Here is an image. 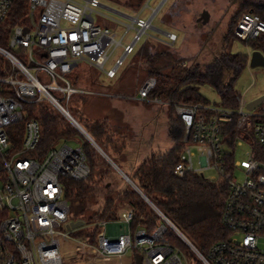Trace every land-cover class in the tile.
<instances>
[{"label": "built area", "instance_id": "obj_1", "mask_svg": "<svg viewBox=\"0 0 264 264\" xmlns=\"http://www.w3.org/2000/svg\"><path fill=\"white\" fill-rule=\"evenodd\" d=\"M102 6V0H28L23 20L13 23V0H0V264H113L122 262L130 250L143 255L142 264H188L187 255L166 238L169 230L185 240L204 264H264V101L262 109L249 110L245 99L237 109L208 107L209 116L200 112L201 105L176 106L185 124L187 146L174 172L179 176L188 171L204 174L205 168H212L219 172V178L212 180H227L229 191L222 215L229 230L226 238L203 254L153 203L161 219L158 227L152 232L144 226L133 229L135 210L125 204L116 218L91 223L95 226L92 240H80L73 259L63 255V241L70 238L64 228L76 221L70 217L64 180H87L91 167L82 145L73 146L69 141L60 142L42 158L35 156L41 123L36 118L25 119V111L30 103L48 102L88 137L69 101L77 94L95 93L75 86L68 74L85 59L108 78H116L135 45L153 28L158 12L155 7L147 17L142 10L129 15L132 23L118 40L115 31L96 22L94 12ZM130 27H135L136 33L131 42L124 43ZM262 33L264 18L254 11L242 13L235 35L249 41ZM166 36L173 43L178 39L175 32L168 31ZM118 46L123 54L107 67L113 48ZM251 57L252 53L248 64ZM156 83L155 76H147L135 98L161 102L150 98ZM234 115L237 120L230 143L225 126ZM243 141L251 149L245 178L239 180L234 175L239 166L235 150L227 151L224 146L235 149ZM190 144L200 152L199 169L194 166ZM230 155L233 158L228 161ZM109 221L129 224V232L109 235Z\"/></svg>", "mask_w": 264, "mask_h": 264}, {"label": "trees", "instance_id": "obj_2", "mask_svg": "<svg viewBox=\"0 0 264 264\" xmlns=\"http://www.w3.org/2000/svg\"><path fill=\"white\" fill-rule=\"evenodd\" d=\"M104 1L121 4L120 0ZM145 1L127 0L125 5L131 9H139ZM27 2L28 0H13L10 14L13 23L23 20ZM242 6L247 8L246 11L252 10L264 18V3L258 4L254 0H247L243 1ZM237 22L238 20L235 19L234 24ZM229 33L225 35L224 45L219 53L211 60L203 61L206 63L188 58L179 47L156 45L152 40H146L142 48L143 63H136L135 66L131 64L120 76V82L129 80L131 82L134 78H138L141 80L140 84L147 76L157 78L150 98H158L162 103L168 104L170 120L168 135L174 142L172 149L152 152L133 169V173L129 176L135 186L130 183L124 187L119 184L115 186L111 180L112 169L107 159L102 157L94 144L52 105L45 101L27 105L25 119L36 118L41 123L40 141L33 153L35 156L42 158L60 142L72 140L80 141L86 154L91 167L90 177L87 180L70 178L64 180L65 196L70 204L72 219L90 222L97 219H114L119 208L128 204L135 210L132 228L144 226L152 232L158 227L161 219L154 207L146 200L147 197L203 254H207L215 242L229 235V230L222 223L229 191L227 180L224 178L212 180L202 173L190 171L183 176L174 172L175 166L183 160L187 146L185 124L178 115L176 106L201 105L200 112L209 116L212 112L208 107L237 109L240 105L235 82L248 66V54L232 51L233 41L238 37L233 30ZM242 41L253 50H259L264 54V33L249 41ZM185 61L186 64L183 63ZM130 70L133 71L134 76L126 79V74ZM227 72L231 73L229 80H226ZM140 84L136 86V91ZM201 85L215 87L220 101L213 105L201 92ZM120 88L118 85V89ZM82 96L84 98L88 95ZM71 110L75 115H82L75 107ZM80 118L77 117L78 120ZM236 120L237 115H234L233 120L225 126V134L231 133L230 143L233 141ZM79 121L81 122V119ZM117 122L110 115H103L99 118H87L83 125L104 150L107 151V147L112 145L117 153H121L122 145L116 143L113 138L114 134H117ZM21 126L23 128V124ZM231 158L232 155L228 157V161H231ZM166 238L180 247L188 257H192L194 264H204L173 230L166 233Z\"/></svg>", "mask_w": 264, "mask_h": 264}, {"label": "rangeland", "instance_id": "obj_3", "mask_svg": "<svg viewBox=\"0 0 264 264\" xmlns=\"http://www.w3.org/2000/svg\"><path fill=\"white\" fill-rule=\"evenodd\" d=\"M120 1L121 4L115 1L112 4L111 2L103 0V4L105 6L98 8V11L94 12V17L98 25H101L102 27H110L117 33L118 40L122 38L123 34L128 28V25L132 23V19L130 18L131 15H135L138 11L142 10L144 16H150L152 14L153 8L157 7L162 2V0H146L141 8L131 9V7H127L125 5V1L127 0ZM243 1L247 0H166L158 10L157 15L153 20V28L148 30L147 33L143 35L142 40L135 45V51L127 56L125 64L119 71L116 80L111 82L103 70L92 66L85 59L80 60L79 66L75 67L73 71L68 74V76L75 86L94 92H103V89L101 90L102 87H100V84H103L107 88L109 87L111 89V91H109L110 89H104V91L107 90V92L109 91L112 93L106 94L110 95L111 97L115 95L116 98L118 96L123 98L124 93H136V86L140 84V79L134 78V80L131 81V87L126 85L119 86L121 87L120 89H118V79L122 74H124L126 69L129 68L131 64L135 66L136 63H143L144 60L142 58V48L146 40H152L156 45L179 47L180 51L191 59L193 58L201 62L204 60H211L213 56L219 53L220 48L224 45L225 35L230 34L229 31L231 30L235 32V19L236 21L239 20L240 15L246 12L247 8L242 6ZM254 1L258 4L264 3V0ZM106 6L118 9L130 16H126ZM205 10L210 13V19L204 24L200 17ZM155 26L157 28H155ZM168 31L177 33L178 39L174 43L167 39L166 32ZM159 32L160 35H158ZM135 33V27H130L127 36L124 39V43L131 42ZM162 38H165L166 41H163ZM231 49L234 53L248 54V59L249 54L254 51L252 47L248 46L239 38L234 39ZM122 54V46L113 48L112 56L107 63V67H110L114 60L117 57H120ZM133 76L134 73L130 70V72L126 74V79H130ZM230 76L231 73L227 72L226 80H229ZM94 82L96 83L94 84ZM200 89L213 105L220 101L215 87L211 85H201ZM112 90H114L116 93ZM235 90L240 101L245 99L250 102L251 100L263 95L264 66L258 65L252 67L250 64H248V66L244 69L240 77L235 82ZM126 98L130 100L128 97ZM122 104V107H118L119 110L111 108L107 111L110 113L111 118H115V120L118 121L116 125L117 134H114L113 138L116 143L119 142V144L122 145L121 153H117L112 145L107 147V151L104 150V148L98 144L94 138L91 140L86 137L84 133L81 131L80 132L94 144L95 148L102 155V157L106 158L109 162L112 169L111 180L114 182V185L116 186L119 184L121 187H124L127 185V183L135 186L129 174H132L133 169L137 167L146 156H148L147 154H145L144 157L142 156L145 151H148L149 153H151L153 150L166 151L173 147V143L168 139L162 138L158 131L151 133L143 140L137 136H134L138 130L134 127V122L137 121L138 118L140 119V115L144 114L140 108H146V103L131 101L128 102L127 100H123ZM135 104L139 105L138 107L140 108H136L134 106ZM96 105L95 100L91 99V95L85 96L83 98L81 94H77L69 101L70 109L75 107L82 113V115L80 114L81 116L75 115L71 110L72 114L76 118L82 117L80 118L82 125L87 118H96V115L100 113L101 108L97 107ZM149 105H152L155 109V113L153 114L157 113V116H155V121H153L154 124L159 126V129H164L165 125L166 127H170V120L168 118L163 120V123H161V121L159 122L158 120V115L161 117H167V113L169 111L168 104L161 103L160 105H153L150 103ZM262 106L263 103L258 105L256 110L262 109ZM12 131L15 139H19L16 130ZM230 135L231 133L229 132V136ZM142 137H144V135ZM69 143L73 146H76L81 142L78 140H72L69 141ZM188 147L194 152V166L195 168L199 169L201 167V163L199 162L200 152L198 151V147L195 144H190ZM224 147L227 151L231 150V152H234L235 150V158L237 161H239V166L235 168L234 175L239 180H243L245 178L244 171L248 166V150L251 149V146L248 142L243 141L242 145H237L235 149L229 147L228 145H225ZM141 156L143 158H140ZM127 159L128 162L124 163L123 161H126ZM203 173L205 177L209 179L219 178V172L212 168H205ZM146 200L148 201V199ZM149 203L152 205L151 201ZM70 217L72 219V212H70ZM91 223L92 222L85 220V222L80 226L64 228L66 231H69L70 235L68 240L65 239L63 241L62 248L63 255L67 260L73 259L75 257L76 244L79 243L80 240L88 242L92 240V234L95 230V226ZM125 232H129V224L122 223L120 221H109L107 225V233L109 235H119ZM183 242L187 244V246L197 256L192 247L185 240H183ZM261 246L264 247V242L261 243ZM134 262L135 251L130 250L128 254L122 259V262L116 261L113 264H134ZM188 264H194V259L192 257H188Z\"/></svg>", "mask_w": 264, "mask_h": 264}, {"label": "crops", "instance_id": "obj_4", "mask_svg": "<svg viewBox=\"0 0 264 264\" xmlns=\"http://www.w3.org/2000/svg\"><path fill=\"white\" fill-rule=\"evenodd\" d=\"M118 77V76H117ZM116 77V78H117ZM116 78H109L111 80V82H113L114 80H116ZM118 83L121 84L119 86H130L132 85V82H130V80L127 82V81H123V82H120V79H118ZM100 87L101 90L103 89V92L101 91H95L93 95H91V99H94L95 100V105L97 103V107H100L101 108V111L98 115H96V118H99V117H102L103 115H110V113H108L107 111L110 110L111 108L112 109H115V110H119L118 107H122V102L123 100H127L128 102H140V103H146V108L142 107H138L139 105L135 104L134 106L136 108H140L142 109V112H144V114L140 115V119L138 118L137 121L134 122L135 124V128L138 129L136 132V134L134 136H137L138 138H141L142 140L145 139V137L147 138L151 133L153 132H156L158 131L160 136L164 139H168L170 142L173 143V147H174V142L172 141V139L169 137L168 135V130H169V126L166 127L165 125V128H161L159 129V126L155 125L153 121H155V116H157V113L156 114H153L155 113V109L153 108L152 105H149L150 103L153 104V105H156V104H161L162 102H153V101H143V100H139L137 98H135V93H129V94H123V98H120L119 96L116 98L115 95L114 96H110V95H106V94H112L110 93L109 91H111V89L108 87H106L105 85L103 84H100ZM104 89H110L108 92L107 90L104 91ZM96 90V89H94ZM114 91V90H112ZM126 97H128L130 100H128ZM126 98V99H125ZM114 116V115H113ZM164 118V119H163ZM166 118L169 119V116H168V113H167V117H161L158 115V120L159 122L161 121V123H163V120H165ZM115 120V118H113ZM144 135V137H142ZM149 140V139H148ZM172 147V148H173ZM171 148V149H172ZM157 149V148H156ZM170 150V149H169ZM165 152V151H162V150H153L151 151L152 152ZM168 151V150H166ZM149 153L148 151H145V153H143V157L145 154H147L148 156L151 154ZM140 157V158H143V157ZM147 157V156H146ZM124 163L125 162H128V159L126 161H123Z\"/></svg>", "mask_w": 264, "mask_h": 264}, {"label": "water", "instance_id": "obj_5", "mask_svg": "<svg viewBox=\"0 0 264 264\" xmlns=\"http://www.w3.org/2000/svg\"><path fill=\"white\" fill-rule=\"evenodd\" d=\"M165 1L166 0H162V2L157 6V8H156L157 11L161 8V6L163 5V3ZM106 7L110 8L112 10L118 11L119 13H122V14H124L126 16H129L128 14H126V13H124V12L118 10V9L112 8L110 6H106ZM200 19L203 21L204 24L207 23L209 21V19H210V13L207 10H205L202 13ZM155 28H157V27L155 26ZM250 65L252 67H255V66H258V65L264 66V54L261 51H259V50H254L252 52ZM263 101H264V94L259 96V97H257V98H255V99H253V100H251L250 102H248L247 108L249 110H252L255 107H257L260 103H262ZM85 131L87 132L88 138L93 140V137L90 135V133L86 129H85ZM83 223H84V220L80 219V220L72 221L69 224V226L70 227H77V226L82 225ZM142 263H143V255L141 253H136L135 254V262H134V264H142Z\"/></svg>", "mask_w": 264, "mask_h": 264}]
</instances>
